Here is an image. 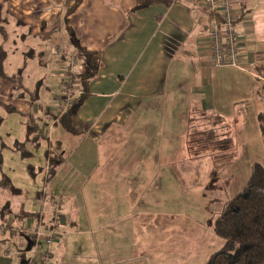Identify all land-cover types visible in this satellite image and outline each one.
<instances>
[{"label":"crops","instance_id":"0c3cea01","mask_svg":"<svg viewBox=\"0 0 264 264\" xmlns=\"http://www.w3.org/2000/svg\"><path fill=\"white\" fill-rule=\"evenodd\" d=\"M139 1L0 0L9 15L8 25L19 28L21 33L27 31L26 36L16 34L15 39L32 38L35 51V59L27 62L16 50L11 52L8 40L6 64H13L15 70L10 72L5 67V73L12 75L22 68L28 88L31 89L27 82L30 77L35 79L33 86L40 83L35 99L33 96L16 98L11 84L0 78V101L5 105L14 104L12 108L16 110V113L9 112L0 105V127L6 126L0 132V152L6 148L12 155L20 154L15 143L26 142L29 159L40 156L42 163L26 164L25 168L31 176H35V171L40 173L44 183L40 193L46 187V197L39 198L38 191L31 200L39 211H29V205L24 203L13 206L22 212L20 217L24 213L27 217L15 222L16 225L13 223L12 232L0 234V241L10 248L4 251V260L6 252L14 251L13 243L23 237L19 236L21 232L31 231L40 223L57 233V241L50 247L39 244L33 251L26 250L24 259L16 255L17 264L25 263V259L29 260L28 264L43 261L45 264H90L86 260L91 254L95 255L94 264L95 261L97 264H149L144 259L145 252L150 255L149 251L162 257L167 253L174 259L181 257L185 255L181 250L187 251L186 246L177 251L174 246L163 248L157 239L166 243V236L159 235L170 232L169 224L180 223L172 232H181L185 221L198 224V219L193 221L187 209L192 198L196 200L200 195L192 188L183 187L175 166L176 155L189 154L185 147L187 120L201 112L222 117L224 131L230 132L236 145V154H250L249 143L244 141H250L251 130L254 135L258 128L257 115L264 107V49L257 51V45L264 39L257 34V13L252 14L246 0H238L240 17L235 30L244 39L239 67L211 69L205 41V26L210 16L198 1L172 0L166 6L158 0H147L150 3L144 8H139ZM68 29L84 50L98 55L86 89L77 82L70 88L75 98L84 97L74 120L79 130L86 131L78 135L68 134L52 120L59 113L60 105L53 103L59 98L52 95V88L46 84L47 80L60 83L71 72L78 75L83 72L81 63L70 67V62L77 57L75 47L67 38ZM51 33L59 37L50 59L45 60L40 49ZM55 89L62 91L58 84ZM243 110L252 114L249 122L256 123L255 127L251 122L253 129L243 121ZM29 114L35 119L41 118L39 128L46 142L38 147L29 142L38 134L27 136L26 115ZM258 133L260 136L259 128ZM4 136L6 140H2ZM73 138H77L73 146L76 150L69 155L62 151V164L47 181L48 144L57 142L61 150L68 149ZM40 151V155H35ZM6 159L9 165L11 158ZM240 168L237 159L234 172L240 174ZM243 172L246 174L247 170ZM236 173L232 175L228 169L226 179L230 181L224 184V189L216 188V192H222L216 203L227 201L243 188L246 181L243 178L242 182H235ZM236 184L239 186L235 187ZM202 198L207 201L204 195L200 196L203 201ZM58 200L60 211L55 210ZM205 208L206 202L200 208L202 213ZM36 213H39L36 219L28 215ZM136 225L144 227L140 231L148 230L147 237L151 240L138 238ZM191 234L190 226L188 235ZM206 234L213 236L205 229L200 236ZM191 243L196 245L197 239ZM75 250L78 257L74 263ZM37 252L40 255L35 260L33 256ZM193 254V250L187 251L189 257L174 264L186 261L192 264Z\"/></svg>","mask_w":264,"mask_h":264},{"label":"trees","instance_id":"16d2710c","mask_svg":"<svg viewBox=\"0 0 264 264\" xmlns=\"http://www.w3.org/2000/svg\"><path fill=\"white\" fill-rule=\"evenodd\" d=\"M171 1L158 0V2L166 6H169ZM149 3L150 1L140 0L139 8H144ZM8 22L9 15L5 11V5L0 2V78L11 84L16 98H32L33 96L35 99L37 90L40 87L39 82L35 84L34 88L29 89L24 83L22 68L12 75L5 73V64L8 55L5 44L9 40V33L6 28ZM66 34L70 44L76 49L75 53L77 57L74 61L70 62V67L72 68L81 63V65H84V68L82 74L78 75L71 72L65 80L60 81L59 88L62 87V91L59 94L60 98L58 97L60 101L66 97L63 91L66 88V84L68 88H71L74 85L73 82H77L83 89H86L88 80L92 77L98 60L97 53L87 52L79 45L72 30L68 29ZM70 97L71 103L62 113L59 112L58 115L55 114L52 116V120L68 134L78 135L86 131L84 128L79 130L74 120L78 105L83 96L80 95V97L75 98V95L71 93ZM3 104L0 101V105L5 108L6 105ZM8 109L9 112L16 113L14 108L10 107ZM200 117L202 118L198 120ZM26 120L27 136L35 133L38 134L37 136L34 135L29 142L31 144L34 143V146L37 145V147L40 143L46 142V139L41 134L40 128L36 125V119L33 115H26ZM187 124L188 130L185 136V147L190 155H194L195 158L199 156L204 158L205 156H202V154L209 155L214 165L219 161L221 164L223 160L227 161L225 163H229L235 159L237 155L236 145L230 132L224 131L225 120L222 117L218 115H204L201 112L195 114L191 119H188ZM257 124L264 149V107L257 115ZM25 145L26 142L15 143V149L24 157L30 156L29 152L25 150ZM48 145L49 147L45 151V157L47 159L46 180L50 181L58 167L62 164V160L61 154L59 153L61 152L60 146L58 144ZM4 190H7L10 195L21 194L20 189L14 187L7 177L2 176L0 178V191ZM41 193H38L39 198L41 197L43 199L46 197V195ZM56 208L57 205L55 206V210ZM12 211L13 206L9 202H6L0 207V226L3 221L10 218L14 219ZM28 215L36 219L39 213ZM25 217H27V213H24L22 217L19 215L18 221L23 220ZM40 225L42 228L48 229L42 223ZM10 228L12 227L10 226ZM7 229L6 231H9V228ZM212 230L214 235L222 241V246L206 264H264V167L260 163L255 162L251 165L250 174L245 185L237 194L225 202L219 216L214 219ZM29 231L21 232L19 236H23L29 240ZM16 245L17 242H14L11 249H15Z\"/></svg>","mask_w":264,"mask_h":264},{"label":"rangeland","instance_id":"374dc122","mask_svg":"<svg viewBox=\"0 0 264 264\" xmlns=\"http://www.w3.org/2000/svg\"><path fill=\"white\" fill-rule=\"evenodd\" d=\"M241 2V0H240ZM243 2V0H242ZM246 2L250 5V10H252V14L253 11L255 13H257V34L262 37L264 39V0H246ZM239 1L236 0V6H239ZM248 5V6H249ZM239 8V7H238ZM7 31L9 33V41H8V46L11 47V52H13L14 50L17 51L18 55L21 56V58L23 59L25 56V60L28 62L32 59H35L34 55H35V51H33V47H34V43L32 38L26 37L24 39V41H21L20 39H15V35L19 34V35H23L26 36L27 35V31H23V33L20 32L19 28L14 27L13 25H7ZM17 31V33H15L14 31ZM65 33L62 34V36H64ZM238 36H239V41H240V50L241 52L243 51V47L241 45V42L244 43V39L241 40V36L240 34L237 32ZM11 37H13L11 39ZM59 37V34H55V33H51L49 35H47V37H45V45L43 46V49H40V54L41 57H44V59L49 60L50 56L52 54V52L54 51V45L57 42V39ZM264 49V42L262 44L257 45V51ZM23 54V55H22ZM5 67L8 68V70L10 72H12L14 69L13 64L9 65L5 64ZM40 79V78H39ZM35 81V79L31 78L27 81L29 82L31 85L29 87H31V89L34 87L32 84ZM26 82V84H28ZM47 87H51L52 89H50V91H52V95L58 96L60 94V90L55 89L57 84L59 85V81H51V80H47L46 82ZM50 85V86H49ZM33 86V87H32ZM30 89V88H29ZM40 89V87L38 88V90ZM37 90V91H38ZM38 94V92H37ZM57 97V98H58ZM60 98V97H59ZM56 106H59L58 104H62V102L60 101H56L54 100L53 102ZM10 107H14V104H6L5 108H9ZM60 111V108H59ZM31 115V114H29ZM251 113L249 114L248 112H246L245 110H243V112H241V117L243 118L244 122L250 123L251 128L253 129V126L251 124V122L253 123V125H255L256 127V123L251 121L249 122V118L251 119ZM41 118H36V125L39 127V123H40ZM23 121L24 118H23ZM5 124L2 125L0 127V132L4 131L5 129ZM57 136V134H56ZM2 140H6V136L2 137ZM9 140V138H7ZM71 139V138H70ZM57 140V139H56ZM77 138H73V142L69 144L68 149L67 148H62L61 152L64 151L65 155H69V153L71 152L74 153L73 151L76 150L73 147L74 146V142H76ZM244 144L249 143V145H247V147H250L251 152L250 154H239L236 155L235 159L231 160V162L229 163H225L227 161H222V163L220 164V161L217 162L216 165H214L212 163V160L210 159L209 155H205L202 154V156L204 155V158H201V156H199L198 158H195L194 155H190V154H185V155H176V159H177V164L175 165L177 168V172H179L178 174L180 175L181 178V183L183 184V187L189 189L192 188L191 190L193 191H197L198 194L201 196H205V199L207 201H205L203 198V201L200 199V196L198 199L195 200V198H192V204L190 207H188L187 209V214L192 215L191 217H193V221L196 219H198V224H191V222H182L181 224V232H172L173 228L176 227V230L178 229V225L180 223H175V224H169L168 225V229L170 227H172L170 229V232H166L164 234H161L159 236H166V243L163 242V239H157V242H160V246H162L163 248H169L171 246H174L173 249H175L176 251L178 250V248L181 250V248L183 249V247L186 246V250L192 251L194 252L193 257L194 260L192 261V264H204L207 263L208 260L211 259V257L217 252L219 251V249L221 248V244L222 241L220 239H218L212 230V224L214 222V219L219 216V213L222 210V207L224 206L225 201L221 202H217L216 200L219 198V196H221L222 192H216L217 189H224L225 185L227 184V182H229L230 180L226 179V172L231 171V173H233L232 175H235L236 170L234 172V167H235V162L238 159V164L241 167V173L237 174V176H234V181L235 182H242L243 178H244V182L246 181V179L249 176V172L250 170L248 169V166L250 164H252L253 162H257L260 163L263 167H264V149L261 143V139L258 133V128L255 130V133L253 135V131L251 130V139L250 141L245 140ZM56 144L59 145V143L55 142ZM57 145V146H58ZM60 146V145H59ZM73 148V149H70ZM25 149H27V147H25ZM71 150V151H70ZM60 154H63V152ZM40 152H36L35 155H40ZM20 154L17 155H12V153L8 152L7 149L5 148L3 152H0V178L2 177L3 174H5V177H7V179L11 182V184L20 189L21 190V194H17V195H10L7 190L4 191H0V207L3 206V204H5L6 202H9L12 206H15L17 204L20 203H24L27 205H29V211L31 210H35V211H39V207L32 202L31 200L35 197L36 193L39 191L40 192V188L41 186H43V181H42V177L40 176V173H37L35 171V176H31L30 173L27 172L25 165L26 164H32L34 166H36L39 163H42V159L40 156H35L34 160H30L29 157L30 156H23ZM170 157L171 155H167V157ZM19 157L23 158V160H20ZM6 158H11V162L8 165L7 164V159ZM173 158V157H172ZM4 159V160H3ZM2 161V162H1ZM176 163V162H175ZM219 163V164H218ZM234 163V165H233ZM215 166V167H214ZM229 167V168H228ZM237 169V168H236ZM243 170H247V173L244 174ZM239 171V170H238ZM39 174V175H38ZM244 175V177L242 175ZM233 178V176H232ZM231 179V178H230ZM237 179V180H235ZM230 184V183H229ZM243 184V183H240ZM235 185V184H232ZM223 186V187H222ZM239 186V184H236L235 187ZM242 186V185H240ZM217 188V189H216ZM224 197H226V194L224 195ZM224 197H221V199L223 200ZM220 199V198H219ZM28 201H30V203H28ZM206 202V208L203 209L204 213H202L201 211V206L203 205V203ZM197 206V207H195ZM205 206V205H204ZM203 206V207H204ZM183 208V207H182ZM26 210V209H25ZM179 210V209H178ZM13 218L7 219L5 220V222L7 223L6 227L5 226H0V234H4V231L8 230L7 228H9V231H13V228H10V226H13V223L18 221L20 212L19 209H14L13 208ZM202 213V215H201ZM206 217V221L203 222V218ZM182 220V219H181ZM179 219V221H181ZM178 221V222H179ZM202 223V224H201ZM1 224V222H0ZM17 223H15L16 225ZM190 224V225H189ZM190 226H191V235L189 236V230H190ZM84 227V226H83ZM141 225H136L134 226L135 229V234L138 238H145L147 240H151V237H147L150 233L148 232V230L144 229L143 231H140V229L142 230ZM5 229V230H2ZM195 229V230H194ZM204 229L206 231H208V233L212 234L211 235H205L203 237H201V233H204ZM195 235H198L199 237H194ZM176 236V237H175ZM178 239H175L177 238ZM170 238V239H168ZM194 238L197 239V244L194 245L193 243H191V241H194ZM1 240V238H0ZM27 240L28 238H21L17 244L21 243V249L20 250H16L14 254H11V256H6V260H4V251H7L9 248L8 245H4L1 241H0V264H17L18 261L14 259V257L16 255L20 256L21 255V259H24L23 255L26 253V248H27ZM30 240V251L34 248L33 246V238L29 237ZM168 240V241H167ZM171 240V242H170ZM175 241H177L175 244ZM184 241H186V245H184ZM135 242H137L135 240ZM179 242H181V244H179ZM77 243V241L75 242ZM43 246H45L43 243H41ZM148 244V243H145ZM192 245V246H191ZM191 246V247H190ZM16 247V246H15ZM76 246H74L75 248ZM192 249V250H191ZM28 251V252H30ZM187 251L183 252L181 250V254L184 253L185 255H182L181 257L179 256L178 258L174 259V257H172L171 253H167L169 255H165L164 257L159 256L157 254H155L152 251L150 252V255L147 256L146 252L144 255V259L145 262L149 263V264H162L164 261H168L167 264H174L175 262H177L179 259H183V258H188L189 256L187 255ZM213 253V254H211ZM6 254H8V252H6ZM73 254L76 256L73 258V262L76 261V257H78V252L75 250L73 251ZM209 254H211L209 256ZM29 257H31L30 253H28ZM40 255V254H39ZM38 252L35 256H33V259L36 260L37 257H39ZM177 256V254H176ZM209 256V259H208ZM93 259H95V255L91 254L89 255V258L86 260H89L90 264H94ZM25 263L23 264H28L29 260L25 259L24 261ZM46 262H42L41 264H45ZM75 263V262H74ZM95 263L97 264V261H95ZM186 264L188 263L187 261L185 262ZM184 262H182V264H185ZM77 264V263H75ZM88 264V262H87ZM99 264V263H98Z\"/></svg>","mask_w":264,"mask_h":264},{"label":"built area","instance_id":"2783aa9c","mask_svg":"<svg viewBox=\"0 0 264 264\" xmlns=\"http://www.w3.org/2000/svg\"><path fill=\"white\" fill-rule=\"evenodd\" d=\"M204 12L210 16L205 29L206 47L210 53L211 69H220L224 67H239L241 57L239 36L235 30V23L240 17L239 9L236 6V0H196ZM63 89L66 97L61 99L59 106L63 112L71 103V91L67 84ZM45 195L46 187H43ZM60 202L57 203L56 211L59 210ZM7 223L3 221L1 226ZM29 237L33 238V251L39 244L43 243L45 247L51 246L57 241V233L54 230L42 228L40 224L29 231ZM21 249V243L17 244L14 251H8V256L14 254L16 250Z\"/></svg>","mask_w":264,"mask_h":264},{"label":"water","instance_id":"95a60500","mask_svg":"<svg viewBox=\"0 0 264 264\" xmlns=\"http://www.w3.org/2000/svg\"><path fill=\"white\" fill-rule=\"evenodd\" d=\"M30 241L29 240H27V248H26V250H29L30 249V247H31V244L29 243Z\"/></svg>","mask_w":264,"mask_h":264}]
</instances>
